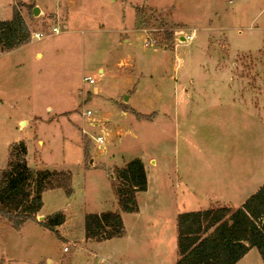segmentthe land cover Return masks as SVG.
I'll return each instance as SVG.
<instances>
[{"label":"rangeland","instance_id":"rangeland-1","mask_svg":"<svg viewBox=\"0 0 264 264\" xmlns=\"http://www.w3.org/2000/svg\"><path fill=\"white\" fill-rule=\"evenodd\" d=\"M15 6L31 41L0 51V172L23 140L29 165L70 170L72 193H43L37 219L63 211L58 232L0 216V261L137 263L151 241L84 236L87 213L120 210L116 168L136 157L150 190L137 196L142 215H122L125 226L167 236L172 261L179 213L226 206L216 200L238 207L264 184V0H0V19ZM148 36L157 43L146 46Z\"/></svg>","mask_w":264,"mask_h":264},{"label":"trees","instance_id":"trees-1","mask_svg":"<svg viewBox=\"0 0 264 264\" xmlns=\"http://www.w3.org/2000/svg\"><path fill=\"white\" fill-rule=\"evenodd\" d=\"M30 7L33 9L34 5ZM165 33L167 40L174 38V31L167 29ZM30 41L29 25L15 6L11 19L0 20V51H11ZM89 141L85 156L90 155ZM27 155L25 141L11 144L8 166L0 172V216L16 229L28 221H37L58 232V227L66 222L63 211L54 212L45 220L37 217L44 206L45 191L63 188L72 193V174L70 170L33 167ZM115 175L117 182L113 181V187L120 210L87 213V240L100 242L124 236L122 212L140 211L137 194L149 186L143 159L136 157L117 167ZM177 232L178 259L174 264H236L252 247H257L264 261V184L237 208L219 206L179 213Z\"/></svg>","mask_w":264,"mask_h":264},{"label":"crops","instance_id":"crops-1","mask_svg":"<svg viewBox=\"0 0 264 264\" xmlns=\"http://www.w3.org/2000/svg\"><path fill=\"white\" fill-rule=\"evenodd\" d=\"M24 3L27 4V2H24ZM32 11H33V9H32ZM42 14H43V9L41 8V15ZM12 15H13V13H12ZM23 16H24V14H23ZM24 18H25V16H24ZM0 20H9V19H0ZM25 20L27 21L26 18H25ZM28 44H26L24 46H27ZM24 46H21V47H24ZM21 47H19V48H21ZM16 49H18V48H16ZM4 52H7V51H4ZM101 72H103V70H101ZM147 172H148V170H147ZM259 188H260V186L253 193H255ZM149 190H150V184L148 186V190L147 191H149ZM137 196H138V194H137ZM227 200L230 201V197H228ZM245 200L241 201V205L245 202ZM215 202H216L215 204H222V205H226V206H229V207H234V206L227 205V203L225 201L221 202L220 200H216ZM234 208H237V207H234ZM40 212H42V210ZM101 212H97V213H101ZM142 213H143V210H142V207L140 206V211L139 212L130 213V214L139 216V215H142ZM125 214H126L125 212H122V215H125ZM147 223H150V221L147 222ZM152 224H153V222H152ZM63 225L64 224L59 226L58 230L61 229V227ZM176 225H177V218H176ZM133 231H135V232H133ZM133 231H131V229L126 227V234L124 236H122V237H117V238L126 239V240H128L130 242H135L136 244H140V243H142L144 241H147V242L151 241L154 244L153 245L154 248H152L151 251L149 253H147V255L145 254L143 258L139 259V261L137 263H133V264H174L177 261L178 257H177V259H175V261L167 259L166 255L164 254L165 251H166L165 250L166 249L165 241H167V236H162L161 238H159V233L155 231L154 227L151 228V226L148 225V224H146V225H138L137 227H134ZM134 233H136V234H134ZM84 236H85V234H84ZM62 237L64 239L68 240L65 236L62 235ZM177 238H178V235H177ZM177 238H176V240L174 242L172 241L173 242L172 245L174 247H176V248H177ZM114 239H116V238L109 239V240H104V241H100V242L91 241V240H86V241L89 242V243L102 244L104 242H108V241L110 242V241H112ZM236 264H264V261H263V259L261 257V254H260L259 250L257 249V247H252L249 250V252L239 262H237Z\"/></svg>","mask_w":264,"mask_h":264},{"label":"built area","instance_id":"built-area-1","mask_svg":"<svg viewBox=\"0 0 264 264\" xmlns=\"http://www.w3.org/2000/svg\"><path fill=\"white\" fill-rule=\"evenodd\" d=\"M52 31H53V33H58L60 30H59V27L58 26H54L53 29H52ZM44 36H45V33L42 32V31L33 32V34H32V37H36V38H39V39L42 38V37H44ZM193 38H194V34L193 33L192 34L189 33V34H186V35H180L178 37V39L180 41H188V42L191 41ZM155 43H157V40L154 39L151 36H148L145 45L148 46V45L155 44ZM85 80L89 81V83H91V84H95L96 83V79L93 78V77H91V76L85 77ZM91 113L92 112L90 110L87 111V114L88 115H90ZM97 140L100 143H102L104 141V139H103L102 136H98L97 137ZM64 249H65V251H67L68 250V247L66 246ZM101 264H103V263H101Z\"/></svg>","mask_w":264,"mask_h":264},{"label":"water","instance_id":"water-1","mask_svg":"<svg viewBox=\"0 0 264 264\" xmlns=\"http://www.w3.org/2000/svg\"><path fill=\"white\" fill-rule=\"evenodd\" d=\"M33 13L35 16H38L39 14H41V8L39 6H35L33 8Z\"/></svg>","mask_w":264,"mask_h":264}]
</instances>
